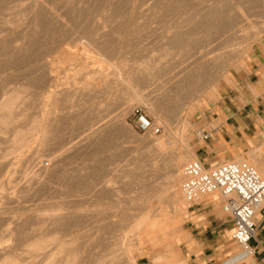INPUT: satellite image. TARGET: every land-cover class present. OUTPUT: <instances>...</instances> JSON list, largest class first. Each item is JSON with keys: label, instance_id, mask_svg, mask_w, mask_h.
<instances>
[{"label": "rangeland", "instance_id": "374dc122", "mask_svg": "<svg viewBox=\"0 0 264 264\" xmlns=\"http://www.w3.org/2000/svg\"><path fill=\"white\" fill-rule=\"evenodd\" d=\"M100 1L102 2L104 1V3H101ZM179 1L181 3H179ZM183 1L184 0H173V1L172 0H117V1L116 0H94V2H92V0H89L87 1L88 3H83L84 5H82V3L79 6L73 5L74 11L72 9L71 10L74 13L70 12L69 10L70 12L69 15L71 16V17L69 16V23H70L69 26L71 27H69V33H67L66 35H65V31L60 26H58L57 23L54 24L55 22L52 20V18L49 17L48 14H46L47 17H45V19L48 18L50 20L49 22L48 20H45L44 19L45 15L42 12H41V15L43 19L45 20L44 21L42 19V21L45 22L44 23L45 25L44 24L43 25L48 28L50 27L52 30H49L48 28L46 29L44 27V29H46L44 31L43 27H36L37 25H35L36 24L35 21L33 22L27 21L28 26H26V23H23L25 24L24 26L23 24H21L22 29L26 31L27 33L26 36H28L31 33L32 36L30 34L28 37L33 38L34 36V39L37 38L36 41H38L37 43L39 44L45 41L44 40L45 35H46V40L47 38L48 40L50 38H53L51 36H53L55 32L54 29L55 28L57 29L58 27L56 36L54 34V37L60 39V42L58 43V46L54 50H52L54 52L51 51L49 52L50 54L46 55V58L49 59V61L50 59L53 60L52 64L56 63L55 65H53L54 68L52 72L50 73V76L48 75L49 72H46V75L48 78L45 77L46 75L44 71L43 72L40 71L44 74L38 71L40 74L44 76L42 77L40 74L37 76L38 72H36L33 75L32 73H30L28 74L29 76L28 79L31 80L30 82L27 79L28 77L27 74L25 73L26 76L25 74L23 75L24 71L18 70L19 72L16 73L14 72V70H11L14 74H20L19 75L20 77L22 76H25V77L22 78L23 79L22 80L21 78H18L19 77L18 75L14 76L13 74L11 76L12 78H10L8 74H10L11 72L9 71L10 73L8 72L7 76L5 74L7 78L4 77V79L5 78L6 79L5 80L3 79L4 82L2 81L3 86L0 84V102L4 98L10 96V93L13 94L14 89L15 91H18V92L20 91L21 94L23 93L22 96H25V97H22L23 100L24 98L26 99V97L31 96V94L29 93H32V96H31L32 98L33 97L37 98V100L35 99L33 100L34 102L31 100V97L27 98V99H30L29 101L33 102L34 105H35V102H37L35 106L33 104H29L31 102H29L27 99L25 101L21 99L20 100L21 102L19 101L20 103L17 104L16 109L13 110L14 119L12 118V116L11 117L9 116L10 119H8V121L9 120L11 121L9 122L7 121L5 122V124L0 123V246L9 244V243L14 246V248L12 249V251H14V254L10 250L11 253H9L10 252L9 251L8 253H2V255H0V264L2 263V261H4V259L10 258L9 255H11V258H15L16 261H19L22 264L23 263L24 264H27V263L28 264H62V263L65 264V260L69 259V257L68 258L66 257L67 256L66 254H69V252H74L73 251L74 249L76 251L78 250L77 252L82 250L79 252L80 257H81V260H85L94 254L93 251L99 252V250L101 249L99 246H101L100 244L102 242H104L102 243L104 245L106 243V240L108 243L109 241L114 239V236L116 237V235L119 233L118 231L119 228L122 230L123 229L125 230L124 231L125 233L123 232L125 237L121 239L122 241L124 239L123 243L122 244L121 242L118 243L119 245L121 244L120 246L117 244V255H119L121 258L122 257L125 258L124 253L128 251L130 248L129 250L130 254L135 259L137 264H155V260H156L155 258L159 259L160 261L159 264H179V263L189 264L188 257L186 256L187 255L186 250L184 248V241L190 236L189 231H188L189 227L187 224V215L189 213L190 205L187 201H185L187 203L185 211H183V213L181 212L180 214V216L182 215L181 218L183 220L182 221L183 223H181V226L179 228L180 232L177 236L166 235L171 229L166 224H164V226L166 225L165 231L167 233L159 234V228L162 227L161 223L153 227L152 235H148L146 233L148 232L147 228H149L147 225L155 221H162L163 223H166L168 220L167 213H170V211H173V207L171 206L168 200V197H167V192H166L168 190L167 183L171 181L175 182V179H176L175 183L179 185L181 184L182 186V183L185 179V175L183 172L184 166H185L184 164H186L190 160L197 159L196 156L194 158L192 157L191 159L190 158L186 159V162L184 161L183 163L184 165L182 167L183 171H181L180 173H174L173 165L176 164L175 160L178 157L179 158L184 157V155L185 157L189 156V154L191 155V152L195 151V149L197 148L196 143L199 141V139L197 138V131L199 129L205 128L203 122L200 121L202 119V116L200 115L202 114L203 107L205 106L204 103L206 102L208 103L209 101L213 102L215 99L219 98L229 82L226 79V75L227 74L231 75V72L233 70L238 69L242 65L249 63V61L253 59V56L259 53L261 48H263L264 46V0H186L184 1L182 5ZM95 2L97 3V7L95 5L96 4ZM98 2L100 4H98ZM155 2L157 5L155 4ZM90 3L91 4L94 3L93 4L94 9L93 7H90L89 5ZM86 4L88 5L87 11L90 8L92 10L90 9L89 10L90 13L83 15L81 12H79V9L81 10L85 9ZM102 4H104V6ZM124 4L126 5L123 6ZM160 4L161 5L164 4V6L163 5L161 6ZM105 5L107 6V8H104L106 7ZM170 6L172 9H169ZM114 7L115 9H113ZM121 8L124 10V12L122 15L117 16L116 12L114 11H117ZM109 9L110 10L112 9V10L110 11ZM189 9L199 10L198 15H203L209 12H214L217 14V17H213L207 20L205 23L202 22V20L200 19V16L199 17L196 16L194 19L184 22L182 24V27L180 28L182 32H189L195 28H197V30L195 31V33L189 34V36L187 35V37H185L183 41L181 42L176 41V43L172 44L171 41H172L175 31H179L175 27V24H176L175 19L178 17L180 18V16H183L182 14L184 13V11L189 10ZM93 10L94 12L96 11L97 13L96 12L94 13ZM101 11L104 12L103 13L104 15L100 13ZM156 12L159 14H157ZM160 12L163 13L164 15H162ZM80 13L83 16H81ZM112 13H114L115 15H113ZM96 14H100L101 17ZM79 15H80V18H78ZM87 15L90 20L87 19ZM123 15L125 16L123 17ZM108 18L110 19L107 20ZM128 18L130 21L128 20ZM154 18L156 19L154 20ZM171 18L173 20H170ZM160 20L162 21L160 22ZM73 22L74 24H72ZM84 22H86L87 26ZM148 24H150L151 26ZM53 25L55 26L57 25V27H54ZM72 25L74 28L72 27ZM92 25H94L95 27ZM39 28L40 30H42V32H45V35H42V37L44 36L43 38L40 37L41 34L43 33L40 32ZM82 28L87 29V31L84 29L86 31L85 32L86 36L84 34H82L83 36H81L80 35L81 33L80 34L78 33L79 29H81L80 31H83ZM97 28H100V32H99V29ZM36 29H38L40 33ZM60 29L62 30L61 31L62 35L64 33L63 35L64 37H62L61 33H59ZM74 29H77V35L75 34L76 30ZM47 30L54 31V32H52L53 34L51 32L48 33ZM73 30L75 33L73 32ZM36 31L38 32V34ZM34 32L36 33V36L38 35L37 37L34 35L35 34ZM111 32H113V34ZM102 33L103 34L107 33V34L103 35ZM134 34L135 35L138 34L137 39H136L137 35L135 36ZM144 34L146 37L144 36ZM57 35H60V37ZM87 35L89 38L87 37ZM69 36H72L73 40L71 39V37L68 39ZM102 38L105 40H103ZM100 39H102L101 40L102 43H100L101 42ZM91 40L97 41V44L99 46L101 45L100 47L101 49L99 50L98 48H95L94 46L93 47L95 49H93V47H90ZM133 41H136V44H134L136 46L132 45L133 43H135ZM82 42H84V44ZM138 42L139 44H137ZM142 43L145 45H143ZM128 45H131V46H128ZM201 46L202 47L204 46L202 48L203 50H201ZM59 47H61L62 50L61 49L59 50ZM208 47H210L211 49ZM105 48L107 49L105 50ZM103 49L107 52H105ZM191 49H194V50L191 51ZM207 49L208 50L210 49V50L207 51ZM110 52L112 53V55ZM200 53H202V56H198ZM191 54L194 57L193 59H192ZM194 55H196L197 57ZM5 58L7 59L6 56ZM2 59L4 60V57H2ZM201 62H205V64ZM187 64H190V66ZM203 64L206 66V68L205 66H203ZM196 66H197V69H196ZM74 69L75 70L81 69V70L75 71ZM182 69H184L185 71L184 70L182 71ZM179 70L182 71V73L180 74L181 76L183 75L182 79L192 74L193 75L195 74V75L194 77L190 76V79H188V82H186L183 85L182 83L180 84L179 79L177 81L172 80V79L170 80V77H171L170 75H172L174 72H178ZM193 70L194 71L196 70V71L193 73ZM201 70H203V72ZM159 71H161V73L165 71L163 76H166V77H163L162 75H160ZM166 71L168 72L166 73ZM20 72H23L22 76ZM55 72H58L59 75L58 73H55ZM157 74H159L158 77H157ZM30 75L34 77V81H33V77L32 76L30 77ZM84 75L86 76V79ZM74 76L77 77L80 81L75 86L71 85L73 84L72 80L77 79ZM51 77H55L56 81L51 80ZM35 78L37 80H35ZM88 78L89 80H87ZM94 78L95 80H92ZM161 78H165V79H161ZM166 78L170 81H168ZM82 79H84L85 82L87 81L92 82L96 86V89H94L95 86L93 84L92 86L94 87H91L89 85L88 86L84 85L83 87L82 86L83 83H81V81L84 82V80ZM24 81H26V83ZM32 81H33L32 87L34 88L35 85L37 87V88L35 87L36 89L34 88V90L33 88H31ZM36 81H39L40 84ZM29 82H30V85H27L29 84ZM96 82L100 85L97 86L98 84ZM46 85L48 86V88L44 89L47 87ZM42 86H43V89L41 90ZM77 86H78V90H77ZM71 87L73 88L71 89V91L73 92H70V95H68V92H69L68 90H70L69 88ZM86 87H88L89 89H92L91 90L92 93ZM18 88L20 89L18 90ZM74 88L77 91L76 90L74 91ZM80 88H82L83 90L79 91ZM84 88H86L85 89L86 93L87 91L88 93H91V94L87 93L86 95L87 98L85 97L86 99L84 98L82 99L81 97V96H85V93L83 95V92H82L84 91ZM25 89L27 91L29 90V92H27ZM61 89L63 91L65 89L64 92L63 91L61 92V95L62 93H64L65 97L63 95L62 96L59 95ZM192 89L195 93L192 92ZM22 90H25L26 92ZM40 90L43 93H41ZM49 90L59 91L58 92L59 99L57 98L56 100H54L53 97H52L53 99L48 97L50 93ZM48 91L49 93H47ZM25 93L29 95L27 96ZM33 93H37V94L35 95ZM94 94H96V97H94L95 96ZM44 95L47 96L48 98L45 97ZM88 95H89V98H88ZM166 97L169 99H167ZM45 98H47L48 101H46ZM50 99L53 100L54 102L56 101L57 103L56 102L55 104L54 102L52 103ZM163 99L165 100V102ZM23 102L25 103V105ZM26 102H28V105H31L34 107H31L32 108L31 109L30 106H28ZM49 102L52 103L51 104L52 106L50 105ZM42 103H44L43 106H45L47 109L48 108L51 109V107L54 108V106L56 105L54 109H56L57 112H55L56 114L54 116L56 117V115L59 114L57 115L58 120L56 119L55 123L59 124L57 126V129L58 127L60 129V130L58 129L60 139H63V140L67 139L66 137L70 139L72 137L71 136L72 133H75V134H72L73 136L78 135V134H80L81 136L83 135L84 137L86 136L85 139L83 140L85 143L82 141L84 145L81 143V147L79 146L77 151L75 149L76 152L72 151L68 153L67 155H65L66 157L64 156L60 160L57 159V155L59 154V152L62 151L61 149L62 147L58 143H55V145L53 143L54 141L58 142L57 140H51V144L48 146H45L47 149L46 148L44 149L43 147L40 149V153H39V147H40L38 143L39 138H37L38 135L36 136V134H38V130H37V127H38L37 125L39 123L38 119H42L41 114H40L42 113L40 110V108L43 107V106L40 107ZM26 105L28 107H26ZM138 107L142 108L152 118L155 124L161 126L162 128L161 133L157 135H153L151 133L140 132L135 128L133 111L135 110V108H138ZM16 110H18L17 111L18 113L16 112ZM190 110L191 112H189ZM60 119H62L61 122H60ZM95 124L98 126H96ZM77 126H80V127L78 128ZM60 127H62V129ZM65 129L68 131H66ZM19 132H21V134H18ZM60 132L62 133V135L60 134ZM64 132L66 133L65 135L63 134ZM85 133L86 134L88 133L89 136L86 135ZM18 135L19 136L22 135V137H18ZM16 138L19 141H17ZM19 138L23 140L21 141ZM156 138L157 139L162 138L163 140H165V142H167L166 144L168 146L166 147V149L162 150L160 147L155 146L154 141L157 140ZM106 141L110 146L106 143ZM180 144H182L183 146ZM175 145H176V148H175ZM30 151H31V154H30ZM34 153L36 156L34 155ZM18 154H20V156L22 157H23L22 154L28 155V157L27 156L25 157L31 158V159H27L25 157L22 159V157H20ZM31 155L33 157H29ZM172 155H173V158H172ZM32 158L34 160H32ZM50 158H51V161H49ZM16 159L19 161H17ZM25 159H27L28 161H26ZM21 160L23 161L25 160L26 162L22 163ZM54 160H55V163H51V162H54ZM237 160H246L251 163V161L247 159L246 156L239 157ZM222 162H224V160L221 161L220 163ZM41 166L43 169L41 168ZM155 166L157 167V169ZM39 167L41 168V170H39L40 169ZM167 171L172 172L173 175L171 174L170 176V173H166ZM261 172L262 173L264 172V167L262 168ZM99 174L101 175L99 177H101L102 180H105V182L102 180H99L100 178H97ZM105 174L107 175L105 176ZM102 175L104 177H102ZM33 176H35V178ZM92 176L93 177L97 176V177L93 178ZM88 177L90 178L88 179ZM39 178L41 180H39ZM85 180H88V181L93 180L95 184L100 183V186H98L99 187L98 190L96 188L97 191L95 194L85 195L86 188L83 187L82 189V186H86V183H88V181L85 183L84 182ZM103 182L104 184H106L105 186ZM20 184L24 186H21ZM80 185L82 186L80 187ZM78 187L79 189L80 188L81 189L79 190ZM102 187H103V190H102ZM146 187L148 189H146ZM77 189L81 193L79 191L77 192ZM99 190L102 193H99L100 192ZM217 197L219 198V201H220L219 206L221 209L222 208L221 196L217 195ZM203 199H207V198L204 197ZM61 205H63V207L66 205V209H67L66 211H69V216L71 215L76 216L78 214L77 216H79L80 219L83 218V217L81 218V216L83 215L85 217V213L87 212H84V211H86V208L92 205L91 206L93 209L92 213H95V212L97 213V214L95 213V216L93 214V219L96 216H101V217L100 218L96 217L97 219H94V221L95 220L96 221L92 225V228L90 229L87 228V226L85 225V221H84V222L79 223L82 227L80 225L78 226V224L77 225L72 224V225H75L73 228V226L70 225L69 230L71 229L72 232L69 230H55L54 226L50 225L51 221L49 222L47 216L45 217V215L51 212L52 210L55 211L59 209ZM47 211L49 212L45 213ZM32 213L34 214V216ZM122 214H124L126 217L120 218V215ZM172 214L173 213H171V215ZM137 216L145 218V221L147 220V222L141 225H137L135 223V219L137 218ZM18 217L20 218L22 217V219L19 218L20 219L19 221ZM40 217L41 218L43 217V218L41 219ZM132 217L135 219H133ZM15 219H18V221ZM98 220L100 221V223H98L99 222ZM111 223L112 224L114 223V225H112ZM18 224H19V227H18ZM107 224H111V225L109 226ZM20 225L22 229L20 228ZM83 225L86 226L85 229ZM16 226L19 230L21 229V233L19 235L18 233L20 231L18 229H17L18 230L17 232L15 231ZM115 226L116 228H114ZM121 226H123L124 228ZM108 227L112 229L111 231H117L118 233L117 232L113 233L109 231ZM8 228L9 230L11 229V231L13 230L15 232H13V234L10 233ZM82 228L84 230H82ZM98 228L99 229L103 228L105 230L103 231L105 234L106 233L110 234V232L111 234L110 235L108 234V236L106 235L105 237L104 236L105 234L101 233L103 229L99 230ZM145 228L147 231L145 230ZM106 229H108L109 232H106ZM7 230L9 231V233ZM57 232H60V233H57ZM86 233L91 234V235H87ZM100 234H102V237ZM96 235L100 237H95ZM29 237H30L29 239L30 243L34 238L35 239L44 238V239H48V241L47 240L45 241L43 239L44 242H47V243L43 245L44 248L42 246L41 250L40 248L38 249V251L40 252H38L37 249L30 248L32 247V244H30L28 251H26L27 246H29V242H28ZM31 237H34V238H31ZM25 238H27V241L25 240ZM93 238L95 240H93ZM229 238L230 239L227 241L226 248H227V251H230V253L232 255L234 254L235 256L236 253L241 252L242 249L239 247V245L236 242H234L231 239V234ZM11 240L12 241L14 240V241L12 242ZM92 240L95 241L96 243L95 242L92 243L93 242ZM20 242L21 243L23 242L22 243L23 245H21ZM64 245L65 246L67 245L66 247L69 246L68 249L67 248L62 249V246ZM91 247H93V249H91ZM60 249L61 251L62 250L64 251L61 252ZM33 250H36L37 253L31 252ZM88 251H90L91 253ZM59 252L62 253V254L60 253L61 256ZM63 252H64V255H63ZM88 253H90L91 255ZM4 255H7V257ZM230 256L228 258H223L219 264H222L224 261H227L228 259H230ZM80 257L78 260H80ZM244 261H247L249 264H255L252 256L245 258ZM237 264H243V263L238 262Z\"/></svg>", "mask_w": 264, "mask_h": 264}, {"label": "bare ground", "instance_id": "6f19581e", "mask_svg": "<svg viewBox=\"0 0 264 264\" xmlns=\"http://www.w3.org/2000/svg\"><path fill=\"white\" fill-rule=\"evenodd\" d=\"M87 1H89V0H87ZM87 1H85V0H0V84L2 85V83L4 82L3 81V79H4V77H6L7 76V73L9 72L10 74H8L9 76H10V78H12L11 76L14 74L11 70H14V72H19V71H24V73L23 72H20L21 73V76H22V73H23V75L26 73L27 74V76H28V74H30V73H32V75L33 74H35L36 72H40V71H44L45 72V75H46V72H49V76H50V73L52 72V70H53V65H55L56 63V60H55V64H52V62H53V60H51L50 59V61H49V59H47L46 58V55L47 54H50L49 52H51L52 50H54L57 46H58V43L60 42V39H58V38H56V37H54V34H55V36H56V33H57V30H58V27H57V25L55 26V25H53L54 27H57V29L55 30L53 27V29H54V31H48V33L49 32H54V34H53V36H51V37H53V38H50L49 40H48V38H47V40H46V35H45V32H42V30H40V28H39V30H40V32L41 33H43V34H41V38H43L42 37V35H45V37H44V40L45 41H43L41 44H39V43H37L38 41H36L37 40V38L36 39H34V36H33V38L32 37H28V36H26L27 35V33H26V31H24L23 29H22V25L21 24H23V23H26V26H28V22L27 21H31V22H33V21H35V25H37L36 27H43V29H44V23L45 22H43L42 21V19H43V17H42V15H41V12L45 15L44 16V19H45V17H47L46 16V14H48L49 15V17L50 18H52V20L55 22L54 24H58V26H60L64 31H65V35L67 34V33H69V27H71V26H69V13L70 12H73L74 10H73V5H80L81 3H82V5H84L83 3H88ZM117 1V0H116ZM173 1V0H172ZM184 1H186V0H184ZM184 1L182 2V5H183V3H184ZM92 2H94V0H92ZM97 2V1H96ZM95 2V3H96ZM101 3H104V1L102 2V1H100ZM110 2V1H109ZM115 2V1H114ZM124 2V1H123ZM137 2V1H136ZM135 2V3H136ZM161 2V1H160ZM163 2V1H162ZM189 2V1H188ZM111 3V2H110ZM116 3V2H115ZM118 3V2H117ZM121 3V2H120ZM159 3V2H158ZM175 3V2H174ZM179 3H181L180 1H179ZM178 3V4H179ZM243 3V2H242ZM94 4V3H93ZM93 4H89L90 5V7H93ZM98 4H100L99 2H98ZM113 4V3H112ZM155 4H156V2H155ZM169 4V3H168ZM187 4V3H186ZM69 5H70V7H72V8H70L69 7ZM81 5V6H82ZM87 5V4H86ZM85 5V9H79V12H81L83 15L85 14H88V13H90L89 12V10L91 9L90 7V9L87 11V7H88V5L86 6ZM96 5V7H97V3L95 4ZM103 6H104V4H102ZM115 5H117V4H115ZM119 5V4H118ZM126 4H124L123 6H125ZM157 5V4H156ZM161 5V4H160ZM163 6H164V4H162ZM161 5V6H162ZM174 5V4H173ZM177 5V4H176ZM180 5V4H179ZM181 5V6H182ZM80 6V7H81ZM99 6V5H98ZM106 6V5H105ZM120 6V5H119ZM118 6V7H119ZM133 6V5H132ZM159 6V5H158ZM167 6V5H166ZM186 6V5H185ZM117 7V6H116ZM128 7V6H127ZM130 7H131V5H130ZM156 7V6H155ZM168 7V6H167ZM166 7V8H167ZM174 7V6H173ZM183 7V6H182ZM224 7V6H223ZM76 8H77V6H76ZM104 8H107V6L106 7H104ZM103 8V9H104ZM133 8V7H132ZM136 8H137V6H136ZM159 8V7H158ZM73 11H72V10ZM93 9H94V7H93ZM113 9H115V7L113 8ZM124 9H126V8H124ZM161 9V8H160ZM159 9V10H160ZM165 9V8H164ZM169 9H172L171 8V6H170V8ZM169 9H168V11H169ZM253 9V8H252ZM69 10H70V12H69ZM77 10V9H76ZM84 10V11H83ZM92 10V9H91ZM108 10V9H107ZM110 10V9H109ZM112 10V9H111ZM110 10V11H111ZM137 10V9H136ZM183 10V9H182ZM249 10V9H248ZM78 11V10H77ZM130 11V10H129ZM153 11V10H152ZM156 11V10H155ZM198 11L199 10H194V9H189V10H186V11H184V13L182 14L183 16H180V18L178 17V18H176V16H175V27L179 30V31H175V33H174V35H173V38H172V41H171V43L173 44V43H176V41L177 42H181V41H183L184 39H185V37H187V35L189 36V34H192V33H195V31L197 30V28H195V29H193V30H191V31H189V32H182L181 30H180V28L182 27V24L184 23V22H187V21H189V20H192V19H194L196 16H200V19L202 20V22L203 23H205L207 20H209V19H211V18H213V17H217V14L216 13H214V12H209V13H207V14H203V15H198ZM92 12V11H91ZM93 12H94V10H93ZM96 12V11H95ZM94 12V13H95ZM104 12H105V10H104ZM104 12H100V13H104ZM107 12V11H106ZM114 12H116V14H117V16L119 15H122L123 14V12H124V10L121 8V9H119V10H117V11H114ZM163 12H164V10H163ZM167 12V11H166ZM171 12V11H170ZM169 12V13H170ZM201 12V11H200ZM74 13V12H73ZM73 13H71V14H73ZM80 13V14H81ZM97 13V12H96ZM154 13V12H153ZM157 13V12H156ZM161 13V12H160ZM172 13V12H171ZM180 13H181V11H180ZM179 13V14H180ZM78 14V13H77ZM81 14V16H83ZM113 15H115L114 13H112ZM150 14H152V13H150ZM157 14H159V13H157ZM162 15H164L163 13H161ZM166 14H168V13H166ZM174 14V13H173ZM250 14V13H249ZM96 15H98V16H100V14H96ZM95 15V16H96ZM104 15V14H103ZM107 15V14H106ZM94 16V15H93ZM108 16V15H107ZM125 15H123V17H124ZM152 16V15H151ZM159 16V15H158ZM174 16V15H173ZM71 17V16H70ZM86 17V16H85ZM92 17V16H91ZM101 17V16H100ZM104 17V16H103ZM102 17V18H103ZM109 17V16H108ZM122 17V18H123ZM241 17V16H240ZM78 18H80V15H79V17ZM84 18V17H83ZM101 18V19H102ZM130 18H132V17H130ZM152 18V17H151ZM168 18V17H167ZM43 19V20H44ZM82 19V18H81ZM86 19V18H85ZM87 19H89V17H88V15H87ZM86 19V20H87ZM92 19V18H91ZM93 19H94V17H93ZM110 18H108L107 20H109ZM125 19V18H124ZM156 18H154V20H155ZM161 19V18H160ZM164 19V18H163ZM162 19V20H163ZM225 19V18H224ZM244 19V18H243ZM45 20H48V22H49V20L50 19H48V18H46ZM44 20V21H45ZM79 20V19H78ZM90 20V19H89ZM89 20H88V22H89ZM128 20H129V18H128ZM159 20V19H158ZM162 20H160V22L162 21ZM165 20V19H164ZM169 20V19H168ZM170 20H173L172 18L170 19ZM72 21V20H71ZM100 21H102V20H100ZM130 21V20H129ZM128 21V22H129ZM83 22V21H82ZM87 22V21H86ZM86 22H84L85 24H86ZM87 22V23H88ZM149 22V21H148ZM147 22V23H148ZM51 23V22H50ZM49 23V24H50ZM107 23V22H106ZM44 24V25H43ZM72 24H74V22L72 23ZM94 24V23H93ZM228 24V23H227ZM25 24H23V26H24ZM46 25H48V24H46ZM84 25V24H83ZM82 25V26H83ZM91 25V24H90ZM147 25V24H146ZM148 25H150V24H148ZM86 26H87V24H86ZM92 26H94V25H92ZM125 26V25H124ZM133 26H134V24H133ZM151 26V25H150ZM35 27V28H36ZM72 27H73V25H72ZM91 27V26H90ZM89 27V28H90ZM95 27V26H94ZM140 27V26H139ZM227 27V26H226ZM33 28V27H32ZM46 29L48 28V27H45ZM74 28V27H73ZM78 28V27H77ZM79 28H81V27H79ZM104 28H106V27H104ZM110 28V27H109ZM147 28V27H146ZM154 28V27H153ZM42 29V28H41ZM46 29H44V31L46 30ZM49 30H52L50 27L48 28ZM83 29V28H82ZM85 29V28H84ZM83 29V31H80L81 29H79V31H78V33L81 35V36H83L82 34H84L85 36H86V31H87V29H85L84 30ZM93 29V28H92ZM97 29H99V32H100V28H97ZM114 29V28H113ZM145 29V28H144ZM152 29V28H151ZM212 29H213V27H212ZM37 31H38V29H36ZM74 30H76V33L74 32ZM73 30V32L77 35V29H74ZM153 30V29H152ZM158 30V29H157ZM36 31V32H37ZM60 32L59 33H61V29L59 30ZM90 31V30H89ZM91 31H93V30H91ZM106 31H108V30H106ZM148 31V30H147ZM168 31V30H167ZM166 31V32H167ZM171 31V30H170ZM39 32V31H38ZM38 32H37V34H38ZM39 32V33H40ZM95 32H96V30H95ZM105 32V31H104ZM143 32V31H142ZM169 32V31H168ZM35 33V32H34ZM50 33V34H51ZM88 33H90V32H88ZM87 33V34H88ZM93 33V32H92ZM109 33V32H108ZM112 34H113V32H111ZM141 33V32H140ZM151 33V32H150ZM154 33V32H153ZM51 34V35H52ZM72 34V33H71ZM103 34V33H102ZM105 34H107V33H105ZM105 34H103V35H105ZM139 34V33H138ZM138 34H134L135 36H136V39H137V37H138ZM143 34V33H142ZM146 34V33H145ZM145 34H144V36H145ZM168 34V33H167ZM35 36H36V33L34 34ZM40 35V34H39ZM49 35V34H48ZM63 35H64V33H63ZM62 35V33H61V36L62 37H64ZM74 35V34H73ZM72 35V36H73ZM140 35V34H139ZM148 35H149V33H148ZM169 35V34H168ZM31 36H32V34H31ZM38 36V35H37ZM36 36V37H37ZM57 36H59L60 37V35H57ZM72 36H69L68 37V39L71 37V39H72ZM75 36V35H74ZM80 36V37H81ZM85 36H84V38H85ZM92 36V35H91ZM121 36V35H120ZM129 36V35H128ZM142 36V35H141ZM143 36V37H144ZM48 37V36H47ZM61 37V38H62ZM87 37H88V35H87ZM119 37V36H118ZM146 37V36H145ZM149 37V36H148ZM82 38V37H81ZM89 38V37H88ZM135 38V37H134ZM150 38V37H149ZM148 38V39H149ZM39 39V38H38ZM70 39V40H71ZM87 39V38H86ZM103 39V38H102ZM102 39H100V41L102 40ZM130 39V38H129ZM73 40V39H72ZM103 40H105V39H103ZM107 40V39H106ZM108 40H109V38H108ZM111 40V39H110ZM134 40V39H133ZM147 40V39H146ZM40 41H42V40H40ZM83 41V40H82ZM99 41V40H98ZM142 41V40H141ZM69 42V41H68ZM126 42V41H125ZM133 42H135V43H133ZM132 43V45L133 46H136V45H134V44H136V41H133ZM140 42V41H139ZM139 42L137 43V44H139ZM83 44H84V42H82ZM91 45H90V47H95V48H98L99 50L101 49L100 47H101V45L99 46L98 44H97V41H92L91 40ZM100 43H102V41L100 42ZM122 43V42H121ZM66 44V43H65ZM64 44V45H65ZM143 44V43H142ZM115 45V44H114ZM143 45H145V44H143ZM205 45V44H204ZM209 45V44H208ZM128 46H131V45H128ZM200 46V45H199ZM62 47H64V46H62ZM73 47H74V45H73ZM86 47H87V45H86ZM89 47V48H90ZM93 47V49H95ZM204 47V46H203ZM202 46H201V50H203L202 48H203ZM103 48V47H102ZM144 48V47H143ZM208 48H210V47H208ZM61 49V47H59V50ZM84 49V48H83ZM87 49V48H86ZM107 48H105V50H106ZM110 49V48H109ZM190 49V48H189ZM211 49V48H210ZM209 49V50H210ZM62 50V49H61ZM104 50V49H103ZM103 50H102V52H103ZM104 50V51H105ZM192 50H194V49H191V51ZM206 50V49H205ZM208 49H207V51H209ZM88 51H90V50H88ZM96 51V50H95ZM111 51V50H110ZM52 52H54V51H52ZM61 52V51H60ZM63 52V51H62ZM97 52V51H96ZM105 52H107V51H105ZM112 52V51H111ZM110 52V53H111ZM114 52V51H113ZM203 52V51H202ZM205 52V51H204ZM213 52V51H212ZM100 53V52H99ZM197 53V52H196ZM209 53V52H208ZM60 54V53H59ZM77 54V53H76ZM192 54H193V52H192ZM192 54H191V56H192ZM207 54V53H206ZM111 55H112V53H111ZM196 55H198V54H196ZM196 55H194V56H196ZM5 56L7 57V59L5 58ZM52 56V55H51ZM64 56V55H63ZM70 56V55H69ZM198 56H202V53H200ZM2 57H4V60L2 59ZM197 57V56H196ZM195 57V58H196ZM48 58H50V57H48ZM55 58V57H54ZM67 58V57H66ZM188 58V57H187ZM194 57L192 56V59H193ZM200 58V57H199ZM198 58V59H199ZM71 59V58H70ZM82 59V58H81ZM64 60V59H63ZM197 60V59H196ZM205 60H207V59H205ZM200 61V60H199ZM198 61V62H199ZM209 61V60H208ZM66 62V61H65ZM84 62V61H83ZM188 62H190V61H188ZM196 62V61H195ZM64 63V62H63ZM122 63V62H121ZM201 63H204L205 64V62H201ZM60 64V63H59ZM193 64H194V62H193ZM196 64V63H195ZM203 64V66H205ZM64 65V64H63ZM186 65V64H185ZM184 65V66H185ZM187 65H189L190 66V64H187ZM61 66V65H60ZM125 66V65H124ZM198 66V65H197ZM197 66H196V69H197ZM120 67V66H119ZM192 67V66H191ZM213 67V66H212ZM68 68V67H67ZM76 68V67H75ZM186 68V67H185ZM184 68V69H185ZM187 68H188V66H187ZM186 68V69H187ZM205 68H206V66H205ZM66 69V68H65ZM78 69V68H77ZM166 69V68H165ZM164 69V70H165ZM177 69V68H176ZM181 69V68H180ZM184 69H182V71L184 70ZM202 69H204V68H202ZM15 70H17V71H15ZM19 70V71H18ZM75 70V69H74ZM79 70H81V69H79ZM79 70H75V71H79ZM141 70V69H140ZM167 70V69H166ZM173 70H175V69H173ZM200 70V69H199ZM198 70V71H199ZM56 71V70H55ZM64 71V70H63ZM74 71V72H75ZM91 71V70H90ZM96 71V70H95ZM162 71V70H161ZM161 71H159V74L160 75H164V72L163 73H161ZM182 71L181 70H179L178 72H174L172 75H170L171 77H170V80L172 79V80H175V81H177L178 79H179V82H180V84L182 83V85L183 84H185L186 82H188V79H190V76L192 77H194V75L192 74V75H189V76H186V77H184L183 79H182V76L180 75L181 73H182ZM185 71V70H184ZM196 71V70H195ZM194 70H193V73L195 72ZM202 72H203V70H201ZM37 73V76L40 74V73H42V72H40V73ZM168 71H166V73H167ZM192 72V71H191ZM55 73H58V72H55ZM99 73V72H98ZM165 73V74H166ZM172 73V72H171ZM199 73V72H198ZM5 74H6V76H5ZM26 74H25V76H26ZM42 74H44V73H42ZM42 74H40L42 77L44 76V75H42ZM53 74V73H52ZM76 74V73H75ZM92 74V73H91ZM90 74V75H91ZM156 74V73H155ZM159 74H157V77L159 76ZM184 74H185V72H184ZM19 76L20 74H14V76ZM32 75H30V77L32 76ZM56 75V74H55ZM58 75H59V73H58ZM80 75V74H79ZM86 75H88V74H86ZM9 76H8V78H9ZM25 76H22V77H18V78H24ZM41 76H39V77H41ZM57 76V75H56ZM55 76V77H56ZM69 76V75H68ZM85 76V75H84ZM100 76H102V75H100ZM33 77V76H32ZM35 77H36V75H35ZM39 77H37V78H39ZM45 77H47V75L45 76ZM55 77H51V80H53V81H56L55 80ZM71 77V76H70ZM75 77V76H74ZM81 77V76H80ZM79 77V78H80ZM163 77H166V76H163ZM180 77V78H179ZM7 78V77H6ZM5 78V79H6ZM29 78V76L27 77V79ZM48 78V77H47ZM75 78H77V77H75ZM83 78V77H82ZM108 78V77H107ZM139 78V77H138ZM137 78V79H138ZM160 78V77H159ZM4 79V80H5ZM17 79V78H16ZM15 79V80H16ZM31 79V78H30ZM62 79V78H61ZM65 79V78H64ZM85 79H86V76H85ZM91 79V78H90ZM106 79V78H105ZM155 79V78H154ZM161 79H165V78H161ZM160 79V80H161ZM167 79V78H166ZM14 80V79H13ZM18 80V79H17ZM23 80V79H22ZM35 80H37L36 78H35ZM39 80V79H38ZM82 80H84V79H82ZM87 80H89V78L87 79ZM92 80H95V78L94 79H92ZM96 80H98V79H96ZM139 80V79H138ZM156 80H158V79H156ZM168 80V79H167ZM170 80H168V81H170ZM3 81V82H2ZM28 81H30L31 82V80H29L28 79ZM33 81H34V77H33ZM33 81H32V83H31V88H33L32 87V84H33ZM73 81V84H71V85H77L78 84V82H80L79 81V79L77 78V79H73L72 80ZM71 81V82H72ZM144 81V80H143ZM168 81H166V82H168ZM15 82V81H14ZM25 83H26V81H24ZM30 82H29V84H27V85H30ZM36 82H38L39 84H40V82L39 81H36ZM66 82V81H65ZM69 82H70V80H69ZM68 82V83H69ZM94 82V81H93ZM145 82H147V81H145ZM154 82V81H153ZM173 82V81H172ZM50 83H52V82H50ZM81 83H83V87H84V85L86 86H91V87H94L95 85L92 83V82H85V80H84V82H82L81 81ZM95 83V82H94ZM97 83V82H96ZM98 83H99V81H98ZM97 83V84H98ZM162 83H164V82H162ZM20 84V83H19ZM42 84V83H41ZM44 84V83H43ZM52 84H54V83H52ZM92 84L94 85V86H92ZM96 84V85H97ZM142 84H143V82H142ZM154 84V83H153ZM167 84V83H166ZM187 84H189V83H187ZM23 85V84H22ZM69 85V84H68ZM100 84H98L97 86H99ZM163 85V84H162ZM161 85V86H162ZM165 85V84H164ZM3 86V85H2ZM25 86V85H24ZM47 86V85H46ZM64 86H65V84H64ZM186 86V85H185ZM28 87V86H27ZM26 87V88H27ZM30 87V86H29ZM35 87H36V85H35ZM34 87V88H35ZM45 87V86H44ZM73 87V86H72ZM69 88L70 90H68V91H66V92H68V95H70V92H73V91H71V89H73V88ZM80 87V86H79ZM82 87V88H83ZM105 87V86H104ZM167 87V86H166ZM4 88V87H3ZM6 88H7V86H6ZM34 88H33V90H34ZM37 88V87H36ZM35 88V89H36ZM39 88V87H38ZM48 88V86L46 87V88H44V89H47ZM56 88V87H55ZM82 88H80L79 89V91H81V90H83ZM88 90H92V89H89L88 87H86ZM86 88H84V91H82L83 92V95H84V93H85V96H81L82 97V99L84 98V99H86L87 98V93H88V91H87V93L85 92V89ZM20 88H18V90H19ZM23 89V88H22ZM28 89H30V88H28ZM43 89V86H42V88H41V90ZM53 89V88H52ZM94 89H96V86H95V88ZM93 89V90H94ZM98 89V88H97ZM13 90V89H12ZM26 90V89H25ZM25 90H22V91H25ZM41 90H40V92H41ZM57 90V89H56ZM76 89L74 88V91H75ZM77 90H78V86H77ZM76 90V91H77ZM3 91V90H2ZM27 91V90H26ZM25 91V92H26ZM38 91V90H37ZM50 91V90H49ZM49 91L47 92V93H49ZM63 90L61 89L60 90V94L59 95H61V92H62ZM64 91H65V89H64ZM63 91V92H64ZM95 91V90H94ZM97 91V90H96ZM9 92H10V90H9ZM8 92V93H9ZM27 92H29V90L27 91ZM30 92H32V91H30ZM35 92V91H34ZM45 92V91H44ZM58 92L59 91H54V90H52V91H50V93H49V96H48V94H47V96L48 97H50V98H54V100H56L59 96H58ZM65 92V93H66ZM82 92H81V94H82ZM100 92V91H99ZM185 92V91H184ZM192 92H194L193 91V89H192ZM7 93V92H6ZM38 93V92H37ZM37 93H33V94H37ZM41 93H43V92H41ZM46 93V92H45ZM78 93V92H77ZM80 93V92H79ZM91 93H92V91H91ZM91 93H88V94H91ZM189 93V92H188ZM195 93V92H194ZM23 94V93H22ZM22 94H21V92L19 91H15V89H14V93L13 94H11L10 93V96H8V97H6V98H4L1 102H0V123H4L5 124V122H7L8 121V119H10V117L12 116V118H13V110L14 109H16V106H17V104L18 103H20L21 101V99H22V97H25V96H22ZM26 94V93H25ZM29 94H31V96H32V93H29ZM28 94V95H29ZM39 94V93H38ZM75 94H76V92H75ZM74 94V95H75ZM97 94V93H96ZM96 94H94V95H92V96H94V97H96ZM185 94V93H184ZM3 95V94H2ZM6 95V94H5ZM27 95V94H26ZM27 95V96H28ZM34 95V96H35ZM46 95V94H45ZM44 95V96H45ZM62 95L64 96V93H62ZM61 95V96H62ZM67 95V94H66ZM79 95V94H78ZM77 95V96H78ZM30 96V97H31ZM47 96H45V97H47ZM60 96V97H61ZM91 96V95H90ZM101 96V95H100ZM5 97V96H4ZM29 97V96H28ZM28 97H26V99L28 98ZM29 97V98H30ZM47 97V98H48ZM65 97V96H64ZM76 97V96H75ZM79 97V96H78ZM86 97V98H85ZM168 97V96H167ZM166 97V98H167ZM180 97V96H179ZM182 97V96H181ZM186 97V96H185ZM44 98V97H43ZM47 98H45L46 99V101H48V99ZM52 98V99H53ZM88 98H89V95H88ZM92 98V97H91ZM165 98V99H166ZM25 98H24V100L23 101H25L26 100ZM37 100V98H32L31 97V100L33 101V100ZM59 99V98H58ZM76 99V98H75ZM81 99V100H82ZM93 99V98H92ZM167 99H169V98H167ZM166 99V100H167ZM28 101L30 100V99H27ZM42 100H44V99H42ZM51 100V99H50ZM80 100V101H81ZM90 100V99H89ZM164 100V99H163ZM20 101V102H19ZM52 101V103L54 102L53 100H51ZM65 101H66V99H65ZM29 102H31V101H29ZM34 102V101H33ZM33 102H31V103H29V104H33ZM43 102V101H42ZM56 102V101H55ZM55 102H54V104H55ZM63 102H64V100H63ZM85 102V101H84ZM164 102H165V100H164ZM24 103V102H23ZM22 103V104H23ZM27 103V105H28V102H26ZM36 103L37 102H35V105H36ZM46 103V102H45ZM50 103V105L52 104L51 102H49ZM49 103H47V104H49ZM57 103V102H56ZM69 103V102H68ZM80 103V102H79ZM162 103V102H161ZM43 104L44 103H42L41 105H40V107L41 106H43ZM95 104V103H94ZM198 104V103H197ZM24 105H25V103H24ZM26 105V107H28V106H30V108L31 107H34V106H31V105H28L27 106ZM46 105V104H45ZM93 105V104H92ZM157 105V104H156ZM170 105V104H169ZM173 105V104H172ZM47 106V105H46ZM52 106V105H51ZM50 106V107H51ZM162 106V105H161ZM25 107V106H24ZM25 107V108H26ZM38 107V106H37ZM56 107V105L54 106V108ZM87 107V106H86ZM169 107V106H168ZM53 107H51V109H47L45 106H43V107H41L40 108V110H41V112L43 113V115H42V113H40L41 114V117H42V119H38V121H39V123H38V127H37V130H38V134H36V136L38 135V137L37 138H39V153H40V149L41 148H43L44 147V149L46 148L45 146H48V145H50L51 144V140H57L58 142H56V141H54L53 143H54V145H55V143H58L62 148V151L61 152H59V154L57 155V159H62L65 155H67L68 153H70V152H74L75 151V149H76V151L78 150V148H79V146L81 147V143L83 144V140L85 139V137L82 135H80V134H78V135H75V136H73L72 134H75V133H72L71 134V138L69 139L68 137H66L67 139H60L59 138V132H58V129H59V127H58V129H57V126L59 125V124H57V123H55V120L58 118V116L57 115H59V114H57L56 115V117L54 116L56 113L55 112H57V110L56 109H54ZM84 108V107H83ZM32 109V108H31ZM36 109H38V108H36ZM63 109V108H62ZM66 109V108H65ZM94 109V108H93ZM92 109V110H93ZM161 109V108H160ZM192 109V108H191ZM25 110V109H24ZM79 110V109H78ZM18 110H16V112H17ZM39 111V110H38ZM77 111V110H76ZM75 111V112H76ZM88 112H90V111H88ZM92 112V111H91ZM189 112H191V110L189 111ZM18 113V112H17ZM66 113V112H65ZM83 113V112H82ZM162 113V112H161ZM68 114V113H67ZM85 114H87V113H85ZM91 114V113H90ZM108 114V113H107ZM74 115V114H73ZM93 115V114H92ZM161 115V114H160ZM10 116V117H9ZM27 116V115H26ZM62 116V115H61ZM65 116V115H64ZM90 116V115H89ZM9 117V118H8ZM67 117V116H66ZM11 118V119H12ZM105 118V117H104ZM103 118V119H104ZM108 118V117H107ZM14 119V118H13ZM78 119V118H77ZM58 120V119H57ZM61 120L62 119H60V122H61ZM73 120H74V118H73ZM94 120V119H93ZM9 121H11V120H9ZM8 121V122H9ZM14 121V120H13ZM27 121V120H26ZM89 121V120H88ZM108 122V121H107ZM13 123V122H12ZM84 123V122H83ZM98 123V122H97ZM11 124V123H10ZM57 124V125H56ZM14 125V124H13ZM64 125V124H63ZM73 125H74V123H73ZM76 125V124H75ZM78 125H80V124H78ZM87 125V124H86ZM85 125V126H86ZM96 125V124H95ZM94 125V126H95ZM15 126V125H14ZM80 126H82V125H80ZM80 126H77L78 128L80 127ZM96 126H98V125H96ZM103 126H105V125H103ZM102 126V127H103ZM67 127H68V125H67ZM21 128H23V127H21ZM61 129H62V127H60ZM98 128H100V127H98ZM111 128V127H110ZM119 128V127H118ZM83 129V128H82ZM85 129V128H84ZM92 129V128H91ZM60 130V129H59ZM66 130V129H65ZM81 130V129H80ZM90 130V129H89ZM6 131V130H5ZM64 131V130H63ZM66 131H68V130H66ZM65 131V132H66ZM85 131V130H84ZM92 131V130H91ZM98 131V130H97ZM63 133L64 135L67 133ZM11 133V132H10ZM69 133V132H68ZM81 133H83V132H81ZM177 133V132H176ZM18 134H21V132H19ZM60 134L62 135V133L60 132ZM86 134V133H85ZM84 134V135H85ZM109 134V133H108ZM22 135H24V134H22ZM22 135L21 136H19L18 135V137H22ZM86 135H88V133L86 134ZM92 135H94V134H92ZM69 136V135H68ZM89 136V135H88ZM118 136V135H117ZM120 136V135H119ZM17 137V138H18ZM24 137V136H23ZM31 137V136H30ZM70 137V136H69ZM109 137V136H108ZM116 137V136H115ZM16 138V139H17ZM25 138V137H24ZM117 138V137H116ZM21 141L23 140V139H21V138H19ZM89 139V138H88ZM157 139V138H156ZM15 140V139H14ZM96 140V139H95ZM104 140H105V138H104ZM114 140H115V138H114ZM17 141H19L18 139H17ZM35 141V142H36ZM83 141V142H82ZM94 141V140H93ZM109 141V140H108ZM110 142V141H109ZM113 142V141H112ZM111 142V143H112ZM178 142V141H177ZM37 143V144H38ZM53 143H52V145H53ZM85 143V142H84ZM90 143H91V141H90ZM106 143H107V141H106ZM154 143H155V146H157V147H160L162 150H164V149H166V147L168 146L166 143L167 142H165V140H163L162 138H159V139H157V140H155L154 141ZM182 143V142H181ZM108 144V143H107ZM152 144V143H151ZM84 145V144H83ZM109 145V144H108ZM180 145H182V144H180ZM15 146V145H14ZM19 146V145H18ZM94 146V145H93ZM110 146V145H109ZM117 146V145H116ZM183 146V145H182ZM22 147V146H21ZM30 147V146H29ZM54 147V146H53ZM88 147V146H87ZM153 147V146H152ZM95 148H97V147H95ZM175 148H176V145H175ZM19 149V148H18ZM47 149V148H46ZM60 149V150H61ZM160 149V150H161ZM30 150V149H29ZM59 150V149H58ZM189 150V149H188ZM75 151V152H76ZM191 151V150H190ZM36 152V151H35ZM95 152V151H94ZM165 152V151H164ZM32 153H33V151H32ZM38 153V152H37ZM36 153V154H37ZM83 153V152H82ZM183 153V152H182ZM24 154H26V153H24ZM24 154H22L23 155V157L22 156H20V154H18L20 157H22V159L25 157V156H27L28 157V155H24ZM30 154H31V151H30ZM87 154V153H86ZM176 154V153H175ZM188 154V153H187ZM33 155V154H32ZM29 156V157H33V156ZM34 155H35V153H34ZM38 155V154H37ZM45 155V154H44ZM94 155H95V153H94ZM168 155V154H167ZM9 156V155H8ZM36 156V155H35ZM89 156V155H88ZM91 156V155H90ZM27 157H25V158H27ZM54 157H56V156H54ZM66 157V156H65ZM68 157V156H67ZM103 157V156H102ZM177 157V156H176ZM194 158L195 157V151H192L191 152V155L189 154V156H187V157H185V155H184V157H178L176 160H175V162H176V164H174L173 166H174V173H180L181 171H183L182 170V167L185 165H183V163H184V161L186 162V159H188V158ZM18 158V157H17ZM36 158V157H35ZM42 158V157H41ZM72 158V157H71ZM172 158H173V155H172ZM175 158V157H174ZM27 159H31V158H27ZM27 159H25L26 161H28ZM37 159V158H36ZM35 159V160H36ZM89 159V158H88ZM103 159V158H102ZM17 160V159H16ZM19 160H20V158H19ZM19 160H17V161H19ZM23 161V160H21L22 161V163L23 162H26V161ZM32 160H34L33 158H32ZM30 161V160H29ZM40 161V160H39ZM42 161V160H41ZM49 161H51V158L49 159ZM71 161V160H70ZM76 161V160H75ZM73 162V161H72ZM16 163V162H15ZM51 163H55V160H54V162H51ZM77 163V162H76ZM170 163H172V162H170ZM250 163V162H249ZM11 164V163H10ZM38 164H39V162H38ZM49 164H50V162H49ZM70 164V163H69ZM20 165V164H19ZM156 165V164H155ZM253 165V164H252ZM36 166H37V164H36ZM6 167V166H5ZM4 167V168H5ZM19 167V166H18ZM59 167V166H58ZM86 167V166H85ZM84 167V168H85ZM156 167V166H155ZM172 167V166H171ZM185 167V166H184ZM256 167V166H255ZM7 168V167H6ZM40 168V167H39ZM41 168H42V166H41ZM41 168L39 169V170H41ZM48 168V167H47ZM62 168V167H61ZM92 168V167H91ZM173 168V167H172ZM37 169V168H36ZM43 169V168H42ZM56 169V168H55ZM54 169V170H55ZM156 169H157V167H156ZM258 169V168H257ZM65 170V169H64ZM99 170V169H98ZM101 170V169H100ZM104 170V169H103ZM160 170V169H159ZM43 171H45V170H43ZM61 171V170H60ZM87 171V170H86ZM171 171V170H170ZM59 172V171H58ZM82 172V171H81ZM184 172V171H183ZM182 172V173H183ZM166 173H170V176H171V174L173 175V173L172 172H166ZM92 174H94V173H92ZM104 174V173H103ZM41 175V174H40ZM107 174H105V176H106ZM157 175V174H156ZM49 176V175H48ZM99 176H101L100 174L98 175V177L97 176H92L93 178H95V177H97V178H100L99 180H102V178L101 177H99ZM182 176V175H181ZM34 178H35V176H33ZM32 177V178H33ZM91 177V176H90ZM90 177H88V179L90 178ZM102 177H104L103 175H102ZM167 177H169V176H167ZM175 177H177V176H175ZM31 178V179H32ZM33 178V179H34ZM41 178V177H40ZM39 178V180H41ZM43 178V177H42ZM68 178H69V176H68ZM73 178V177H72ZM108 178V177H107ZM171 178V177H170ZM17 179V178H16ZM27 179H28V177H27ZM32 179V180H33ZM38 179V178H37ZM36 179V180H37ZM47 179V178H46ZM87 179V178H86ZM175 179V178H174ZM32 180H31V182H32ZM35 180V179H34ZM43 180V179H42ZM73 180V179H72ZM107 180V179H106ZM168 180V179H167ZM171 180V179H170ZM45 181V180H44ZM88 180H85L84 182L86 183ZM95 181V180H94ZM97 181V180H96ZM102 181H104L105 182V180H102ZM29 182V181H28ZM40 182V181H39ZM49 182V181H48ZM67 182V181H66ZM101 182V181H100ZM104 182H103V184H104ZM175 182H176V179H175ZM175 182H173V181H171V182H169V183H167L168 184V190L166 191L167 192V197H168V200H169V202H170V204H171V206L173 207V211H170V213H167V222L166 223H163L162 221H155V222H151V223H149V225H147L149 228H147V230H148V232H146L148 235H152L153 234V231H152V229H153V227L154 226H157V225H159L160 223L162 224V227L161 228H159V234H163V233H167L166 231H165V229H166V225H168V227L169 228H171L170 229V231L166 234V235H173V236H177L178 234H179V228H180V226H181V223H183L182 221V215L180 216V214H181V212L183 213V211H185V209H186V200H184V196H183V193H182V189H181V184L179 185V184H177V183H175ZM178 182V181H177ZM180 182V181H179ZM29 184V183H28ZM32 184V183H31ZM65 184V183H64ZM72 184H74V183H72ZM78 184V183H77ZM81 184H82V182H81ZM21 185V184H20ZM58 185V184H57ZM70 185V184H69ZM76 185V184H75ZM83 185H84V183H83ZM102 185V184H101ZM106 184H104V186H105ZM109 185V184H108ZM107 185V186H108ZM21 186H24V185H21ZM35 186V185H34ZM77 186V185H76ZM75 186V187H76ZM79 186V185H78ZM82 185H80V187H81ZM98 186H100V183H96L95 184V182H93V180H91V181H88V183H86V186H82V189H83V187H85L86 188V194L85 195H93V194H95L96 193V191L98 190ZM103 186V187H104ZM32 187V186H31ZM46 187V186H45ZM103 187H102V190H103ZM24 188V187H23ZM35 188V187H34ZM43 188V187H42ZM74 188V187H73ZM96 188H97V190H96ZM108 188V187H107ZM106 188V189H107ZM167 188V187H166ZM32 189V188H31ZM62 189V188H61ZM70 189V188H69ZM78 189H79V187H78ZM77 189V192L81 189H79L78 190ZM146 189H148L147 187H146ZM67 190V189H66ZM68 191V190H67ZM83 191V190H82ZM100 191V190H99ZM80 192V191H79ZM30 193V192H29ZM81 193V192H80ZM83 193V192H82ZM99 193H102L101 191L99 192ZM105 193V192H104ZM3 194V193H2ZM77 194V193H76ZM75 194V195H76ZM43 195V194H42ZM65 195V194H64ZM74 195V196H75ZM78 195H80V194H78ZM212 195H219L220 196V194H219V192H213V193H211V194H209V195H206L205 197H207V196H212ZM2 196V195H1ZM83 196V195H82ZM72 197V196H71ZM91 197V196H90ZM113 197V196H112ZM4 198V197H3ZM9 199H10V197H9ZM99 199V198H98ZM98 199H97V201H98ZM13 200V199H12ZM114 200V199H113ZM66 202V201H65ZM69 203V202H68ZM90 205V204H89ZM95 205V204H94ZM13 206V205H12ZM55 206V205H54ZM62 206V207H61ZM60 206V208L59 209H57V210H55V211H53L52 209V211L51 212H49V211H47V212H45V213H48V214H46L45 215V217L47 216V218H48V220H49V222L51 221V224L50 225H52V226H54V228H55V230H69V226L70 225H72V224H78V226L80 225L79 223H81V222H84L85 221V225L87 226V228H92V225L95 223V221H94V219H97V218H100L101 216H96L94 219H93V214H94V216H95V213H92L93 212V209H92V205L91 206H88L87 208H86V211H84V212H87V213H85V217H84V215L83 216H81V218L82 219H80L79 218V216H69V211H66L67 209H66V205L63 207V205H61ZM100 206V205H99ZM81 207V206H80ZM94 207V206H93ZM171 207V208H172ZM26 208V207H25ZM68 208V207H67ZM9 209V208H8ZM23 209V208H22ZM53 209H54V207H53ZM102 209V208H101ZM96 211V210H95ZM3 212V211H2ZM82 213V212H81ZM171 213H173L172 215H171ZM33 214V213H32ZM84 214V213H83ZM97 214V213H96ZM43 215H44V213H43ZM43 215H41V216H43ZM2 216V215H1ZM33 216H34V214H33ZM35 216H37V215H35ZM104 216V215H103ZM110 216V215H109ZM128 216V215H127ZM24 217V216H23ZM105 217V216H104ZM111 217V216H110ZM124 217H126L124 214H122V215H120V218H124ZM20 217H18V219H19ZM41 218V217H40ZM43 218V217H42ZM41 218V219H42ZM133 218V217H132ZM184 218V217H183ZM18 219H15V220H17L18 221ZM20 219H22V217L20 218ZM20 219H19V221H20ZM27 219V218H26ZM31 219V218H30ZM29 219V220H30ZM83 219H85V220H83ZM127 219V218H126ZM133 219H135V218H133ZM2 220V219H1ZM23 220H24V218H23ZM28 220V219H27ZM45 220H47V219H45ZM105 220V219H104ZM39 221V220H38ZM44 221V220H43ZM99 221V220H98ZM102 221V220H101ZM29 222V221H28ZM42 222V221H41ZM120 222V221H119ZM145 222H147V220L145 221V218H142V217H140V216H137V218L135 219V223L137 224V225H141V224H144ZM149 222V221H148ZM2 223V222H1ZM34 223V222H33ZM36 223V222H35ZM98 223H100V221L98 222ZM97 223V224H98ZM21 224V223H20ZM112 224V223H111ZM111 224H107V225H111ZM164 224H166L165 226H164ZM85 225H83V227H84V229H85ZM100 225V224H99ZM112 225H114V223L112 224ZM118 225H119V223H118ZM117 225V226H118ZM134 225V224H133ZM73 226V228H74V226L75 225H72ZM81 226V225H80ZM144 226V225H143ZM18 227H19V224H18ZM31 227V226H30ZM82 227V226H81ZM105 227V226H104ZM103 227V228H104ZM121 227H123V226H121ZM135 227V226H134ZM167 227V228H168ZM10 228V227H9ZM9 228H8V230H9ZM20 228H21V225H20ZM76 228H78V227H76ZM76 228H75V230H76ZM99 228H100V226H99ZM98 228V229H99ZM103 228H101V229H99V230H102ZM113 228V227H112ZM114 228H116V226L114 227ZM113 228V229H114ZM119 228V227H118ZM124 228V227H123ZM146 228H145V230H146ZM14 229V228H13ZM18 228H17V226H16V232L19 230H17ZM22 229V228H21ZM21 229L19 230L20 232L18 233V235L21 233ZM28 229V228H27ZM80 229V228H79ZM83 228H82V230H84ZM97 229V230H98ZM108 229H109V231H111L112 229L110 228V227H108ZM108 229H106V232H109L108 231ZM120 229V228H119ZM118 229V231H119V233L117 232V231H111V232H117L118 234L116 235V237L114 236V234H113V236H114V239H112L111 241H109L108 243H107V240H106V238H105V240H106V245L104 244H102V243H104V242H100L99 244L102 246H99L101 249L99 250V252H94L93 251V255L92 256H90L89 258H87V259H85V260H81V257H80V251H82V250H80L79 252H77L75 249L73 250L74 252H69V254H66L67 256V258L69 257V259H67L68 260V262H67V260H65V264H75L76 262H77V260L79 259V257H80V260H78V262L76 263V264H78L79 262V264H137V262L135 261V259L131 256V254H130V248H129V250L128 251H126L124 254H125V258H121L119 255H117V244L118 243H120L121 242V244L123 243V241H124V239H123V241L121 240L122 238H124L125 236H124V234H123V232L125 231L124 229L122 230V229H120L119 230ZM7 230V231H8ZM36 230V229H35ZM53 230V229H52ZM96 230V231H97ZM132 230V229H131ZM146 230V231H147ZM10 231V233H12L13 234V232H15V231H11V229L9 230ZM9 231H8V233H9ZM44 231V230H43ZM69 231H71V229L69 230ZM103 231H105L104 229L101 231V233H103V234H105ZM23 232H24V230H23ZM30 232V231H29ZM54 232V231H53ZM72 232V231H71ZM75 232V231H74ZM89 232V231H88ZM95 232V231H94ZM111 232H110V234H111ZM57 233H60V232H57ZM64 233V232H63ZM78 233V232H77ZM80 233V232H79ZM83 233V232H82ZM90 233V232H89ZM100 233V232H99ZM125 233V232H124ZM17 234V233H16ZM72 234H74V233H72ZM87 234V233H86ZM96 234H98V233H96ZM109 234V233H108ZM108 234L106 233L104 236L106 237V235L108 236ZM109 234V235H110ZM164 234V235H165ZM59 235V234H58ZM70 235V234H69ZM87 235H91V234H87ZM101 235V237H102V234H100ZM23 236V235H22ZM31 236V235H30ZM72 236V235H71ZM86 236V235H85ZM112 236V237H113ZM28 237V236H27ZM41 237V236H40ZM95 237H100V236H98V235H96ZM110 237V236H109ZM11 238H13V237H11ZM18 238V237H17ZM20 238H22V237H20ZM24 238V237H23ZM31 238H34V237H31ZM39 238V237H38ZM46 238V237H45ZM30 237L28 238V242H29V246H27V248H26V251H28V248L30 247V244H32V247H30V248H32V249H37V251H38V249L40 248V250H41V247L43 246V245H45V243H47V242H44V240L46 241H48V239H44V238H40V239H33L32 241H34V242H32L31 241V243H30ZM44 239V240H43ZM92 239V238H91ZM90 239V240H91ZM104 239V238H103ZM103 239H102V241H103ZM16 240H18V239H16ZM15 240V241H16ZM25 240L27 241V238H25ZM90 240H89V242H90ZM93 240H95L94 238H93ZM92 240V241H93ZM109 240V239H108ZM120 240V241H119ZM3 241V240H2ZM9 241V240H8ZM12 241V240H11ZM10 241V242H11ZM14 241V240H13ZM12 241V242H13ZM22 241H24V240H22ZM100 241H101V239H100ZM19 242V241H18ZM43 242H44V244H43ZM95 241H93L92 243H94ZM16 243V242H15ZM14 243V244H15ZM23 243V242H22ZM21 242H20V244L21 245H23ZM91 243V244H92ZM96 243V242H95ZM10 244V243H9ZM9 244H5V245H3V246H0V255H2V253H8L10 250L12 251V249L14 248V246L13 245H9ZM17 244V243H16ZM15 244V245H16ZM97 244H98V242H97ZM120 244V245H121ZM2 245V244H1ZM19 245V244H18ZM69 245V244H68ZM87 245V244H86ZM119 245V244H118ZM119 245V246H120ZM65 246V245H64ZM64 246H62V249L63 248H67L68 249V247H64ZM88 246V245H87ZM89 246H90V244H89ZM98 246V245H97ZM17 247H19V246H17ZM85 247V246H84ZM240 247V246H239ZM16 248V247H15ZM21 248V247H20ZM43 248H44V246H43ZM123 248V247H122ZM67 249H66V251H67ZM78 249V248H77ZM90 249V248H89ZM91 249H93V247H91ZM90 249V250H91ZM127 249V248H126ZM24 250V249H23ZM119 250V249H118ZM11 251L9 252V253H11ZM60 251H61V249H60ZM62 251H64V250H62ZM61 251V252H62ZM76 251V252H75ZM87 251V250H86ZM13 252V254H14V251H12ZM31 252H36V250H33V251H31ZM30 252V253H31ZM38 252H40V251H38ZM61 252H59V254L61 253ZM88 252H90V251H88ZM119 252V251H118ZM17 253V252H16ZM37 253V252H36ZM58 253V252H57ZM91 253V252H90ZM90 253H88V254H90ZM62 254V253H61ZM61 254H60V256H61ZM123 254V253H122ZM123 254V255H124ZM237 254V253H236ZM21 255H22V253H21ZM63 255H64V252H63ZM62 255V256H63ZM69 255V256H68ZM91 255V254H90ZM4 256H6L7 257V255H4ZM10 256V258H6V259H4V261H2V263L1 264H22L21 262H19V261H16L15 260V258H11V255H9ZM19 256H20V254H19ZM59 256V257H60ZM82 256H84V255H82ZM13 257V256H12ZM246 257H249V255H246L243 251H241V252H238V254L237 255H235L233 258H232V260H229V262L227 263V264H237L238 262H241V261H244V259L246 258ZM253 257V256H252ZM61 258V257H60ZM18 259V258H17ZM156 260H155V264H159L160 263V261H159V259L158 258H155ZM51 262V261H50ZM56 262V261H55ZM54 263V262H53ZM24 264V263H23ZM28 264V263H27ZM62 264H64V263H62ZM180 264V263H179Z\"/></svg>", "mask_w": 264, "mask_h": 264}, {"label": "crops", "instance_id": "0c3cea01", "mask_svg": "<svg viewBox=\"0 0 264 264\" xmlns=\"http://www.w3.org/2000/svg\"><path fill=\"white\" fill-rule=\"evenodd\" d=\"M226 79L229 82L220 97L204 103L200 121L211 136L196 143L195 156L208 166L246 156L262 171L264 46L249 63L233 70L231 75L227 74ZM205 198L191 205L187 215L190 236L184 241V248L189 264H219L231 254L226 244L230 234L232 236L234 224L220 209L217 195ZM233 257L231 254L230 259L222 264H227ZM253 261L264 264L260 256L253 257Z\"/></svg>", "mask_w": 264, "mask_h": 264}, {"label": "built area", "instance_id": "2783aa9c", "mask_svg": "<svg viewBox=\"0 0 264 264\" xmlns=\"http://www.w3.org/2000/svg\"><path fill=\"white\" fill-rule=\"evenodd\" d=\"M135 128L157 135L161 126L140 107L133 111ZM205 129L197 131L199 140H208ZM182 193L189 205L206 195L219 192L222 210L232 220V240L249 256L264 261V172L246 160H228L213 166L200 159L190 160L184 167Z\"/></svg>", "mask_w": 264, "mask_h": 264}]
</instances>
